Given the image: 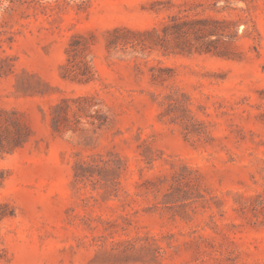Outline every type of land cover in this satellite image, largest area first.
<instances>
[{"label": "rangeland", "instance_id": "1", "mask_svg": "<svg viewBox=\"0 0 264 264\" xmlns=\"http://www.w3.org/2000/svg\"><path fill=\"white\" fill-rule=\"evenodd\" d=\"M81 96L94 124L52 131ZM0 110L29 130L0 155V264H264V0H0Z\"/></svg>", "mask_w": 264, "mask_h": 264}, {"label": "trees", "instance_id": "2", "mask_svg": "<svg viewBox=\"0 0 264 264\" xmlns=\"http://www.w3.org/2000/svg\"><path fill=\"white\" fill-rule=\"evenodd\" d=\"M174 22L170 25V28L175 38L185 37L186 31H184L183 26L180 22H176L175 18L170 19ZM165 29H168V24L164 26ZM156 31L151 32H138L132 31L126 28H114L107 31V36L105 39V46L107 49H115L117 47H126L131 46L132 48H140L139 50L143 51L146 49V36L154 35ZM79 36H73L69 46L67 48V53H72L74 55H80L87 46L80 43ZM68 61V59H67ZM84 68L80 69L77 67L72 72L65 66H63L62 77L64 79L76 80L81 83H89L93 80V72L91 65L87 61H82ZM165 70V69H164ZM161 71V70H160ZM153 81L159 82L163 81L164 78L161 75H152ZM89 97L81 96L75 99H63L53 108V114L51 115L50 126L54 132H64L72 131L76 132L78 130V125L80 120L85 118H90V123L94 124V115L90 114L92 105L88 104ZM73 117V124L69 123V113ZM14 113H9L3 110H0V155L9 154L18 148H22L29 140V130L18 122L17 119L13 118ZM108 124L106 119H99L97 125L99 128L104 127ZM120 170L119 167H114L110 169L114 174L118 173ZM81 177L83 175H76ZM5 180L3 171L0 170V184ZM6 215H0V217Z\"/></svg>", "mask_w": 264, "mask_h": 264}]
</instances>
